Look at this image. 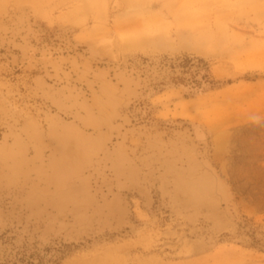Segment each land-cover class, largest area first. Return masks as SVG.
Wrapping results in <instances>:
<instances>
[{
    "label": "rangeland",
    "instance_id": "rangeland-1",
    "mask_svg": "<svg viewBox=\"0 0 264 264\" xmlns=\"http://www.w3.org/2000/svg\"><path fill=\"white\" fill-rule=\"evenodd\" d=\"M0 263L264 264V0H0Z\"/></svg>",
    "mask_w": 264,
    "mask_h": 264
},
{
    "label": "trees",
    "instance_id": "trees-1",
    "mask_svg": "<svg viewBox=\"0 0 264 264\" xmlns=\"http://www.w3.org/2000/svg\"><path fill=\"white\" fill-rule=\"evenodd\" d=\"M166 61L170 67L174 68L178 66L182 69L183 74L189 75V78L178 76L177 79L179 81H185L188 79L191 83L197 86L201 85L202 82L210 85L215 83V81L211 78L207 63L202 58L183 55L182 57H178L173 60L167 59Z\"/></svg>",
    "mask_w": 264,
    "mask_h": 264
},
{
    "label": "bare ground",
    "instance_id": "bare-ground-1",
    "mask_svg": "<svg viewBox=\"0 0 264 264\" xmlns=\"http://www.w3.org/2000/svg\"><path fill=\"white\" fill-rule=\"evenodd\" d=\"M47 81V80H46ZM127 82V81H126ZM126 84V83H125ZM126 86V85H125ZM127 87H129V84H127ZM123 90H124V88H123ZM38 92V90L36 91V93ZM42 94V93H41ZM73 112V111H72ZM98 130V129H97ZM106 131V130H105ZM108 131V130H107ZM107 134V133H106ZM110 137V136H109ZM109 142V141H108ZM89 144V145H88ZM114 145V144H113ZM116 145V144H115ZM78 146H79V149H84V151H87V149L89 150V149H91V147L90 146H94V145H92V144H90V143H86V144H78ZM110 146V145H109ZM110 148V147H109ZM111 150V149H110ZM117 150V149H116ZM113 151V150H112ZM114 154V153H113ZM115 159V158H114ZM202 179V178H201ZM199 180V179H198ZM203 180V179H202Z\"/></svg>",
    "mask_w": 264,
    "mask_h": 264
}]
</instances>
